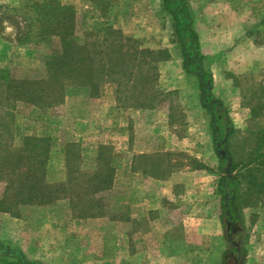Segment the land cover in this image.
I'll list each match as a JSON object with an SVG mask.
<instances>
[{"label":"crops","instance_id":"crops-1","mask_svg":"<svg viewBox=\"0 0 264 264\" xmlns=\"http://www.w3.org/2000/svg\"><path fill=\"white\" fill-rule=\"evenodd\" d=\"M103 1L107 7L117 3L124 6L121 10L146 13L154 31L171 33L169 46H176L178 55L167 44L158 47L163 50L159 53L148 48L153 58L143 57L139 94L128 103H111L102 121L103 141L97 145L108 159L96 168L101 178L89 179V171L67 165L65 152L59 151L62 178L30 181V197L21 192V183L0 181V242L37 264H224L227 241L234 246L230 240L241 233L238 249L243 259L229 258L227 264H264V200L253 190H263L264 182L250 177L251 164L241 173L242 167L234 163L231 173V164L229 172L227 163L224 168L222 147L213 138V118L201 103L197 78L183 69L174 21L163 0ZM253 3L258 0H203L195 5L185 0L200 53L207 58L209 92L225 109L229 135L247 129L253 119L247 97L253 100L259 87L264 94V42L252 40L255 29L264 30V17L245 25L251 28L247 39L253 58L240 71L219 68L229 47L217 41V51L205 53L210 41L201 30L216 20L219 27H227L225 17L232 20L231 27L239 26L236 13L243 7L254 12ZM140 19L142 15L135 21ZM236 32L228 41L225 35L224 43L234 41ZM163 74L169 78L166 92L171 90L173 101L157 98ZM241 76L247 77L250 89L237 103L233 97L241 90ZM115 138L123 145L115 144ZM111 154L118 159L116 166L108 165ZM76 172H85L84 178L75 179ZM46 191L51 192L45 198L41 193Z\"/></svg>","mask_w":264,"mask_h":264},{"label":"rangeland","instance_id":"rangeland-1","mask_svg":"<svg viewBox=\"0 0 264 264\" xmlns=\"http://www.w3.org/2000/svg\"><path fill=\"white\" fill-rule=\"evenodd\" d=\"M190 1L195 5L203 0ZM253 5L254 12H251L253 8L250 10L243 7L236 13L239 26L231 27L232 20L227 21L225 17L224 23L227 27H219V21L212 20L214 26L202 28L205 41H210L207 48L205 47V53L217 51V41L223 47H229L220 69L226 66L230 70L240 71L247 68L244 63L253 58L251 42L247 39L251 28L245 25L251 23V20L257 21L264 17V0H258V4ZM123 7L117 3L107 7L103 0H0V76L6 74L9 80L38 81L40 85L42 81L47 84L38 103L14 101V107L10 110L11 119L5 116V109H2L6 103L4 98H0V105L3 107L0 108V122H10L12 139L8 138L7 143L12 149L21 150L25 145H29V148L35 144L33 140H28L25 144L26 138L46 139L41 146L48 148V151L51 149V154L46 155L42 178H62L60 167L63 161L59 157V151L65 152L67 165H77L80 170L89 171V179L101 178L100 171L96 168L101 164L105 165L108 159L106 155H100L102 149L98 151L97 145L103 141L102 121L108 108H111V103L117 104L118 99L128 103L129 99L139 94L143 63L146 61L143 57L153 58V55L144 52L145 50L152 48V51L159 53L157 50L161 49L158 47L167 44L166 48L178 55L176 46H169L172 41L169 31H154L151 25L153 19L150 20L146 13L121 10ZM140 15L142 19L135 21ZM233 31H237V38L225 44L224 36L228 35V41ZM63 39L75 47L76 55L71 66L67 62V65L61 67L62 61L60 62L59 57L62 55ZM102 40L104 44H101ZM119 40L122 43H119ZM252 40L255 44H262L264 30L255 29ZM118 43L123 44L120 50ZM132 47L144 50L142 55H136V61L132 59ZM57 60V67L62 68L63 72L57 73L55 78ZM73 63H76L77 67L74 70L67 69L74 67ZM121 63L125 66L122 67ZM163 69H168V66L165 65ZM51 74L53 79L50 78ZM131 74L134 75L132 84H136L135 87L131 85L129 88H118V84L130 80ZM161 76V94H158L157 98L162 102L173 101L175 96L172 92L169 93L171 90L166 92V87L170 85L169 78L167 74ZM226 81L230 83L228 78ZM238 81L240 89L244 92L240 90L237 96L233 97L237 103L242 100V94L249 95V90L246 89H250L246 76H241ZM50 88L53 93H48ZM260 88L251 95L253 100H249V96L246 100L248 105H251L253 116L249 126L247 129H237L231 135L225 134L223 140L227 144L222 150L228 153V156L225 154L226 159H223L225 169L227 161H230V164L234 163L239 169L242 167L239 171L241 173L248 163L251 164L249 169L252 168L250 177L264 182V94ZM231 92L233 96L235 91ZM243 102L245 103V100ZM110 116L114 118L112 111ZM114 141L117 145H123V140L118 142L115 138ZM116 147L112 151H116ZM108 158V165L111 163L116 166L117 157L112 155ZM183 160L181 157V162ZM83 174L77 175L76 172L74 178L82 180ZM253 190L255 195L262 198L260 200H264V189L255 187ZM236 226L240 227V224ZM224 233L226 238L228 232ZM230 241L234 246L231 247L227 241L224 264L232 258L231 255L240 261L243 259V253L240 255L238 249L241 233H237ZM234 248H237L236 251Z\"/></svg>","mask_w":264,"mask_h":264},{"label":"trees","instance_id":"trees-1","mask_svg":"<svg viewBox=\"0 0 264 264\" xmlns=\"http://www.w3.org/2000/svg\"><path fill=\"white\" fill-rule=\"evenodd\" d=\"M165 10L172 16L174 21V31L177 42L180 46L182 57H183V69L186 73L194 75L198 82L199 88L202 93L201 103L205 109L212 116V128H213V138L214 142L221 147L226 146V141L223 140L224 135H229L232 132L230 121L225 114V109L222 103L219 100H215L209 92L211 87V75L207 69V58L204 55H201L196 34L192 29V20L191 14L188 11L185 0H163ZM67 32V31H66ZM65 32V35L67 33ZM104 44V41H101V44ZM119 43H122L119 40ZM118 43V44H119ZM123 44L118 45V49H122ZM62 55L59 57L60 62L62 61L63 65H72V60L75 57L74 46L71 45L69 41L63 39L62 43ZM132 56L133 60H137L136 55L141 54L144 50H137L132 47ZM144 52L149 53L145 50ZM143 52V53H144ZM78 57V55H77ZM87 57V56H85ZM83 59V58H82ZM59 62V63H60ZM74 64V63H73ZM140 64V63H139ZM58 60L55 62V78L60 72H63L62 68L57 67ZM74 67H69L67 69L74 70ZM121 66H125L121 63ZM118 67V65H117ZM58 73V74H57ZM5 74V73H4ZM109 76V75H108ZM130 80L125 81V83L118 84V88H128L131 87V84L134 82V75L131 74ZM50 78L53 79V74L50 75ZM3 85V86H2ZM47 84L41 81V85L38 81L30 80H9L8 76H0V98H4L5 106L2 110L5 111V116L11 119V109L14 107V101H27L32 104H36L41 99V95L44 94V87ZM54 91L50 88L48 93H53ZM36 102V103H35ZM8 121L0 122V181L5 179L11 185L14 184L24 186V190L21 189V192L25 193V196L30 197L32 195V189L30 186V181H34L36 178L40 179V174L44 168L46 155L48 153V148H43L41 143L46 141L45 138L42 139H25V144L28 140L35 141V144L32 147L25 145L21 150L12 149L11 145L7 143V139L11 138V128ZM19 151V152H18ZM226 156H228L227 151L225 150ZM262 156L263 153H262ZM223 160V159H222ZM232 164L230 167V173L232 172ZM227 173L224 172V177L230 181V177H227ZM41 176V180H42ZM47 190V189H46ZM49 192L46 191L41 193V196L48 197ZM240 253V252H239ZM0 264H37L35 262L27 260L23 254L16 249L15 247L0 242Z\"/></svg>","mask_w":264,"mask_h":264},{"label":"water","instance_id":"water-1","mask_svg":"<svg viewBox=\"0 0 264 264\" xmlns=\"http://www.w3.org/2000/svg\"><path fill=\"white\" fill-rule=\"evenodd\" d=\"M219 154L221 157L225 158V152L223 150L219 151ZM229 167H230V161H227V171L229 172Z\"/></svg>","mask_w":264,"mask_h":264},{"label":"flooded vegetation","instance_id":"flooded-vegetation-1","mask_svg":"<svg viewBox=\"0 0 264 264\" xmlns=\"http://www.w3.org/2000/svg\"><path fill=\"white\" fill-rule=\"evenodd\" d=\"M229 226H230V227H229L230 231H234V229H233V225L230 224ZM236 249H237V248H235V250H236ZM231 257L233 258L232 255H231ZM235 262L237 263V261H235ZM236 263H235V264H236Z\"/></svg>","mask_w":264,"mask_h":264},{"label":"built area","instance_id":"built-area-1","mask_svg":"<svg viewBox=\"0 0 264 264\" xmlns=\"http://www.w3.org/2000/svg\"><path fill=\"white\" fill-rule=\"evenodd\" d=\"M262 152H263V155H264V146H263V151Z\"/></svg>","mask_w":264,"mask_h":264}]
</instances>
